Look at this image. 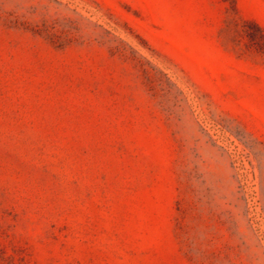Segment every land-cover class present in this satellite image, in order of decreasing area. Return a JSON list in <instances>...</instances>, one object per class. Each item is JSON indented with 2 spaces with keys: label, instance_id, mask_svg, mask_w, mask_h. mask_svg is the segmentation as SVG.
Returning a JSON list of instances; mask_svg holds the SVG:
<instances>
[{
  "label": "rangeland",
  "instance_id": "obj_1",
  "mask_svg": "<svg viewBox=\"0 0 264 264\" xmlns=\"http://www.w3.org/2000/svg\"><path fill=\"white\" fill-rule=\"evenodd\" d=\"M264 0H0V264H264Z\"/></svg>",
  "mask_w": 264,
  "mask_h": 264
},
{
  "label": "trees",
  "instance_id": "obj_2",
  "mask_svg": "<svg viewBox=\"0 0 264 264\" xmlns=\"http://www.w3.org/2000/svg\"><path fill=\"white\" fill-rule=\"evenodd\" d=\"M247 25H249L252 28H254L255 31L258 33V39H256L253 35L248 34L249 40L251 42H253L255 48L259 52L264 53V33H263V31L259 28L258 25H256L253 22H247Z\"/></svg>",
  "mask_w": 264,
  "mask_h": 264
}]
</instances>
